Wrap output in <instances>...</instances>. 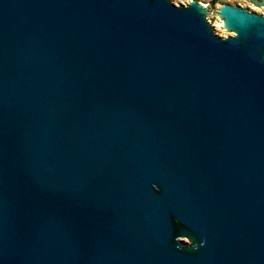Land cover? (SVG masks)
I'll list each match as a JSON object with an SVG mask.
<instances>
[{"label":"water","instance_id":"water-1","mask_svg":"<svg viewBox=\"0 0 264 264\" xmlns=\"http://www.w3.org/2000/svg\"><path fill=\"white\" fill-rule=\"evenodd\" d=\"M0 264H264V15L0 0Z\"/></svg>","mask_w":264,"mask_h":264},{"label":"rangeland","instance_id":"rangeland-1","mask_svg":"<svg viewBox=\"0 0 264 264\" xmlns=\"http://www.w3.org/2000/svg\"><path fill=\"white\" fill-rule=\"evenodd\" d=\"M178 1L182 5H187L191 0H178ZM193 1H197V0H193ZM199 1L210 8L213 6L215 13L218 12L220 5L228 4V5H241L259 15H264V10L251 7L250 0H199Z\"/></svg>","mask_w":264,"mask_h":264}]
</instances>
